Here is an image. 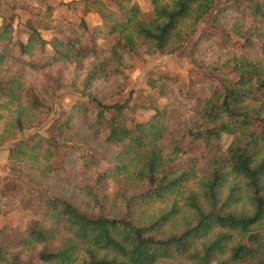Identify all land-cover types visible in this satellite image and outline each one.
Returning <instances> with one entry per match:
<instances>
[{
    "label": "trees",
    "instance_id": "trees-1",
    "mask_svg": "<svg viewBox=\"0 0 264 264\" xmlns=\"http://www.w3.org/2000/svg\"><path fill=\"white\" fill-rule=\"evenodd\" d=\"M2 1L9 8L29 7L41 17L40 27L51 26L56 6L49 0H43V9L24 0ZM112 1L115 9L104 0H82L83 15L93 10L100 17L88 41L83 40L88 31L84 19L73 24L80 37L58 29L46 40L30 27L25 42L14 40L13 21L0 11V65L22 63L35 71L90 61V81L119 72L124 54L134 55L142 47L149 53L191 56L208 35L227 46L230 35L216 19L228 9L263 29L244 37L240 49L253 54L233 59L223 75L209 70L188 79L190 86L204 90L209 83L210 99L200 121L164 112L137 121L129 94L122 103L108 104L89 94L58 110L46 137L23 135L34 121L25 112L36 116L55 110L56 93L26 86L19 73L0 77V142L12 143L7 156L12 169L22 174L31 168L42 175L62 171L61 156L69 150L77 152L82 166L96 167L95 152L63 137L77 117L89 115L102 144L114 152L95 182L122 176L141 186L126 199L132 206L122 214L87 213L36 184L16 188L37 218L19 234L0 228V264H264V0H149L146 13L138 0ZM171 76H157L161 94ZM224 133L233 139L222 150ZM194 146L210 155V165L177 164ZM8 192L0 186V193ZM142 206L153 207L154 213L134 214ZM25 249L36 252L27 256Z\"/></svg>",
    "mask_w": 264,
    "mask_h": 264
},
{
    "label": "rangeland",
    "instance_id": "rangeland-1",
    "mask_svg": "<svg viewBox=\"0 0 264 264\" xmlns=\"http://www.w3.org/2000/svg\"><path fill=\"white\" fill-rule=\"evenodd\" d=\"M25 1L35 3L36 7L41 9L44 8L43 0ZM49 1L56 6L49 28L40 27L43 25L41 17L32 13L29 7L14 6L9 8L3 1L0 2L2 14L13 21V39L25 42L30 33V27L38 28L46 40H50L53 35L60 33L58 29L66 30L74 37H80L73 24L78 25L80 20L84 19L88 25V31L83 40L88 41L91 27L100 19L99 14L91 10L83 15L81 13L82 0ZM104 2L112 9L117 6L116 2L112 0H104ZM138 3L144 13L149 11V0H138ZM216 22L218 27L230 35L227 46H223L216 37L208 35L202 44L195 48V52L191 56L149 53L142 47L134 55L124 54L120 64L117 65L119 72L112 71L106 76L90 81L86 80L90 61L57 63L43 70L35 71L29 70L22 63L10 62L0 65V77L19 73L26 86H30L36 91L46 88L56 93L55 110L42 112L36 116L32 115V112H25L26 117L34 118V121L33 126L23 135L35 134L46 137V129L57 117L58 110L68 109L77 99L86 98L89 94L97 96L107 104L122 103L129 94L130 113L137 121H146L157 112L168 113L171 118L175 116L183 121L187 119L200 121V115L207 106L206 102L210 99L209 83L206 84L204 90L199 86H190L188 79L191 77L198 79L201 72L209 70L223 75L233 59L253 54L249 50L240 49L239 43L244 40V37L249 33L260 34L263 29L257 21L233 9L222 12ZM1 23L0 18V25ZM70 24H72L71 27H69ZM261 38L264 39V36ZM1 45L0 42V47ZM46 46L49 51L48 44ZM254 57V59H258L256 55ZM159 73L172 75L171 80L168 81L169 85L162 94L159 92L162 86L160 82L156 81ZM150 84H155V86L152 87ZM17 107L19 106L16 104L15 108ZM63 137L82 142L95 152L98 157L96 167L82 166L76 159L77 152L69 150L61 156L64 166L62 171L58 170L48 175H42L38 170V172H34L35 170L30 168L21 174L12 169L7 160L8 148L12 143L0 142V186L9 188L8 193H0V228L7 226L6 234L22 233L26 226L37 218V214L31 206H25V195L20 190H16L21 186L27 187L28 183L36 184L40 189H44L50 194L67 198L79 209L90 214L101 212L122 214L130 211L129 208L132 204H127L126 199L133 198L139 193L141 186H136L132 181L127 182L122 176L114 179L109 178L103 184L95 182L97 173L108 169L114 152L102 144L96 124L89 115L77 117L72 127L65 131ZM232 139L231 134H222L219 147L225 150ZM210 159V155L204 153L203 147L194 146L179 156L176 161L179 165H195L200 168V163L205 166L210 165ZM153 213L154 208L147 206L139 207L134 212V214H146V216ZM0 243H4L1 236ZM34 252L36 250L27 251L25 249L24 254L33 257Z\"/></svg>",
    "mask_w": 264,
    "mask_h": 264
}]
</instances>
